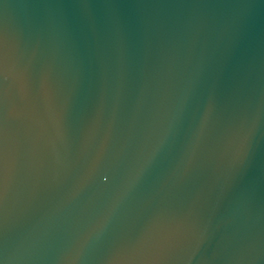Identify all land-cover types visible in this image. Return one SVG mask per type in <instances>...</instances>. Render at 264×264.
I'll return each mask as SVG.
<instances>
[{
    "label": "water",
    "instance_id": "water-1",
    "mask_svg": "<svg viewBox=\"0 0 264 264\" xmlns=\"http://www.w3.org/2000/svg\"><path fill=\"white\" fill-rule=\"evenodd\" d=\"M0 264H264V0H0Z\"/></svg>",
    "mask_w": 264,
    "mask_h": 264
}]
</instances>
